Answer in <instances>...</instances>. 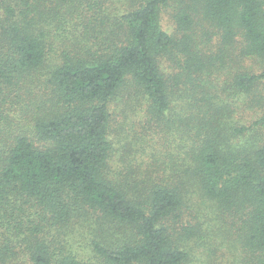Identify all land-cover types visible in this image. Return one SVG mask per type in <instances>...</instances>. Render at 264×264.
Segmentation results:
<instances>
[{
    "label": "trees",
    "instance_id": "1",
    "mask_svg": "<svg viewBox=\"0 0 264 264\" xmlns=\"http://www.w3.org/2000/svg\"><path fill=\"white\" fill-rule=\"evenodd\" d=\"M0 264H264V0H0Z\"/></svg>",
    "mask_w": 264,
    "mask_h": 264
},
{
    "label": "rangeland",
    "instance_id": "2",
    "mask_svg": "<svg viewBox=\"0 0 264 264\" xmlns=\"http://www.w3.org/2000/svg\"><path fill=\"white\" fill-rule=\"evenodd\" d=\"M165 20H163L164 25L166 26L167 29H169L170 31L172 30V28L174 27V23L173 21L170 19L168 15H164Z\"/></svg>",
    "mask_w": 264,
    "mask_h": 264
}]
</instances>
